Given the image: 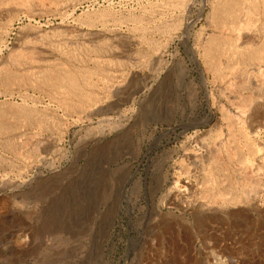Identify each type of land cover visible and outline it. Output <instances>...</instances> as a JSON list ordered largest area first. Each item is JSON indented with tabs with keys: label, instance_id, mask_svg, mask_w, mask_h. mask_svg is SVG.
<instances>
[{
	"label": "rangeland",
	"instance_id": "rangeland-1",
	"mask_svg": "<svg viewBox=\"0 0 264 264\" xmlns=\"http://www.w3.org/2000/svg\"><path fill=\"white\" fill-rule=\"evenodd\" d=\"M4 107L0 264H162L146 213L192 226L244 198L223 215L245 260L197 241L165 264H257L264 0H0Z\"/></svg>",
	"mask_w": 264,
	"mask_h": 264
},
{
	"label": "bare ground",
	"instance_id": "bare-ground-1",
	"mask_svg": "<svg viewBox=\"0 0 264 264\" xmlns=\"http://www.w3.org/2000/svg\"><path fill=\"white\" fill-rule=\"evenodd\" d=\"M13 110H15V109H13ZM12 114H14V113H13L11 107H7V108L4 107L3 109L0 108V124L6 123L8 120H10V118H12L10 115H12ZM21 115L23 116L22 112H21ZM16 119L17 118L14 117V119H12V120H16ZM44 141L45 140H43V138H41L40 141H39V144L40 143H43ZM258 169H255L256 170L255 171L256 173H257V170ZM180 184L181 183H179L178 185H180ZM251 191H253V190L251 189ZM184 192H185L184 191V188L181 189L180 187H177L174 190V192H172V194L169 197H167V199L169 201L168 203L169 204L171 203V205L172 204H175V205H177L181 209L190 208V209H193L194 210L196 208L195 207L196 204L194 202H190V203H186V204H184V202H182V199L184 198L183 195L185 194ZM238 196L236 197V200H237ZM190 200H192V199H190ZM254 200L255 199H252V201H254ZM163 201H164V199H163ZM196 201H198V200H196ZM263 203H256V202L253 203L254 208L259 213H261V214H264V204ZM200 204H202V203L200 202ZM175 205H173V206H175ZM198 205L199 204H197V208H198ZM243 205L244 206L245 205H248V204H246L245 198L242 199V200H239L238 202H231V201H227L225 199V202L221 205V207H220L221 209L220 210H212V213L211 214H208L207 213L208 211L207 212L206 211L197 212L196 214H194L195 215L194 216V221L192 220L194 222V225H192V226H189L188 223L184 222L183 220L182 221L181 220L178 221L175 218H172V216H171V218L167 217L168 219H164L163 220V218H158L157 215H155L154 213H152L154 211H151L149 213H146L144 215V217H143L144 229L142 228L143 229V238L142 237L141 238L144 241L142 243V246H143L144 249H149V250H153V249L157 250L158 249L159 250V252H158L159 254L157 256H155V259L154 260L155 261H158V262H160L162 264H165V263H167V260H168V258H170V256L172 257L176 253L181 252L183 250L186 251V252H188L191 248L193 249V246H194V244L197 241H201L204 244V247H203L204 250H210L213 247H218L220 249H224L227 252L226 254H228L229 256L231 255L232 257H236V260L241 263L245 259L244 258L241 259V257L239 255H237V247L240 244V242L242 243L241 240H243L242 239L243 236L245 234L249 233L250 231L247 232L246 228H244V227H242L240 225L237 226V225L234 224V225H232L233 226L232 227L229 224V222L225 219V216L223 215V212H225V213L227 212V213L233 214L234 212H232V209L235 208V206H243ZM196 210H198V209H196ZM238 211H240V210H238ZM190 212H191V210H190ZM245 212H247V211H245ZM241 213L243 215L242 217L245 218V220H246L247 223H249L250 220L248 219L247 214H245L244 212H241ZM239 215L240 214L238 213V216ZM160 217H162V216H160ZM239 219H241V218H239ZM260 222H261V220H260ZM253 223H255V221H253ZM244 224H245V222H244ZM195 227H196V230L194 229ZM257 230L258 231H261V227L258 226L257 227ZM247 237H248V235H247ZM200 245H201V243H200ZM194 250H196V249H194ZM144 251L146 252V250H144ZM153 252L155 253V251H153ZM214 252H216V250H214ZM154 253H153V257H154ZM207 253H208V251H207ZM146 254H148V253L146 252ZM184 254H185V252H184ZM190 254H191V252H190ZM181 255H182V253H181ZM256 255H257V257L255 258L256 259V263L257 264H264V244H262L260 246L259 253L256 254ZM186 256L185 257L182 256V258H187ZM198 256H200V255H198ZM203 256H204L203 257L204 258V261L198 260V264H203V263L204 264H211L209 255H207L205 253V255L203 254ZM149 257H150V252H149ZM153 257H152V259H153ZM196 258H197V256H196ZM199 258H201V257H199ZM224 258H226V257H224ZM188 259H189V257H188ZM227 259H229V257ZM150 260H148V261H150ZM180 260H182V259L180 258ZM190 260H191V262L195 263L194 260H192V259H190ZM185 262H187L186 264L189 263L188 261H185ZM213 262H215V261H213ZM229 262H231V261H229ZM196 264H197V262H196Z\"/></svg>",
	"mask_w": 264,
	"mask_h": 264
}]
</instances>
